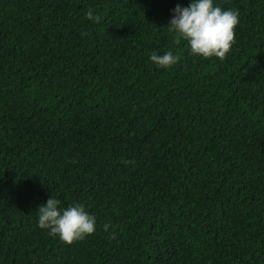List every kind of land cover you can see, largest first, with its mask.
<instances>
[{"label": "trees", "instance_id": "1", "mask_svg": "<svg viewBox=\"0 0 264 264\" xmlns=\"http://www.w3.org/2000/svg\"><path fill=\"white\" fill-rule=\"evenodd\" d=\"M190 3L0 0V264H264V0H214L224 60L175 43ZM51 196L95 233L38 227Z\"/></svg>", "mask_w": 264, "mask_h": 264}, {"label": "clouds", "instance_id": "2", "mask_svg": "<svg viewBox=\"0 0 264 264\" xmlns=\"http://www.w3.org/2000/svg\"><path fill=\"white\" fill-rule=\"evenodd\" d=\"M173 12L175 14L167 26L169 32L175 34L177 45L186 41L193 56L227 58L235 43V29L239 24L237 10H224L215 5L214 0H191L190 6L177 5ZM86 18L100 21L91 9L87 11ZM150 60L160 68H172L179 62L180 56L172 51L163 55L153 52ZM36 211L38 227L48 230L53 237L58 236L67 245L82 241L96 231L95 216L89 214L81 203L61 208L60 200L51 196ZM107 227L105 225V230Z\"/></svg>", "mask_w": 264, "mask_h": 264}]
</instances>
